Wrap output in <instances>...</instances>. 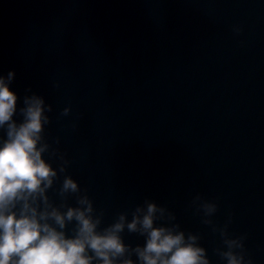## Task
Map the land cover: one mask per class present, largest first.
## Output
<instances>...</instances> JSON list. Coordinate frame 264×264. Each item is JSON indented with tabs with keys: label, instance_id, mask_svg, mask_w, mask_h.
I'll list each match as a JSON object with an SVG mask.
<instances>
[{
	"label": "water",
	"instance_id": "95a60500",
	"mask_svg": "<svg viewBox=\"0 0 264 264\" xmlns=\"http://www.w3.org/2000/svg\"><path fill=\"white\" fill-rule=\"evenodd\" d=\"M10 70L14 119L25 95L52 106L48 142L104 210L101 227L149 199L224 264L199 194L264 264V0H0V75Z\"/></svg>",
	"mask_w": 264,
	"mask_h": 264
},
{
	"label": "clouds",
	"instance_id": "9594fccd",
	"mask_svg": "<svg viewBox=\"0 0 264 264\" xmlns=\"http://www.w3.org/2000/svg\"><path fill=\"white\" fill-rule=\"evenodd\" d=\"M242 27L234 26L239 35ZM14 70L0 75V264H211L207 251L199 243L201 236L181 230L176 215L167 207L145 199L128 213H118L114 222L101 227L104 210L94 208L87 189H81L66 174L70 161L46 137L53 108L33 93L18 97L10 90ZM58 87V85H55ZM26 91H31L28 89ZM70 107L61 115L70 114ZM57 137L55 144H59ZM59 161L54 168L49 160ZM63 175L60 187L55 183ZM55 191L59 202L49 195ZM75 199V206L69 203ZM192 205L202 213V223L219 233L221 247L214 253L224 264H253L244 241L246 235L228 231L231 215L222 226L211 219L218 211L215 202L197 194ZM127 231L144 238L143 245L125 243ZM135 257V259H133ZM247 257V259H246Z\"/></svg>",
	"mask_w": 264,
	"mask_h": 264
}]
</instances>
